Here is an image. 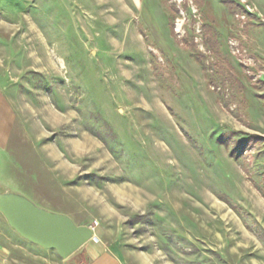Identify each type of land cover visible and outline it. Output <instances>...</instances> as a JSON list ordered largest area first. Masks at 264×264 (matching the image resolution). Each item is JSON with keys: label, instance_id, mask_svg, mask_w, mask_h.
Here are the masks:
<instances>
[{"label": "rangeland", "instance_id": "rangeland-1", "mask_svg": "<svg viewBox=\"0 0 264 264\" xmlns=\"http://www.w3.org/2000/svg\"><path fill=\"white\" fill-rule=\"evenodd\" d=\"M0 82V192L173 264H264V0H0Z\"/></svg>", "mask_w": 264, "mask_h": 264}, {"label": "crops", "instance_id": "crops-1", "mask_svg": "<svg viewBox=\"0 0 264 264\" xmlns=\"http://www.w3.org/2000/svg\"><path fill=\"white\" fill-rule=\"evenodd\" d=\"M1 86L0 82V146L3 147L10 142L16 124L13 109L1 99ZM6 232L15 239V243L9 239L0 240V264H53L51 259L61 257L56 250L43 248L26 239L10 224ZM77 252L78 264H173L165 257L157 259L142 250L119 247L102 232L94 233V237L74 254ZM34 253L39 254V259H36Z\"/></svg>", "mask_w": 264, "mask_h": 264}, {"label": "water", "instance_id": "water-1", "mask_svg": "<svg viewBox=\"0 0 264 264\" xmlns=\"http://www.w3.org/2000/svg\"><path fill=\"white\" fill-rule=\"evenodd\" d=\"M0 211L23 237L66 259L94 237L92 226L77 224L65 213L38 206L17 192H0Z\"/></svg>", "mask_w": 264, "mask_h": 264}, {"label": "trees", "instance_id": "trees-1", "mask_svg": "<svg viewBox=\"0 0 264 264\" xmlns=\"http://www.w3.org/2000/svg\"><path fill=\"white\" fill-rule=\"evenodd\" d=\"M210 30H211V27L206 26V31L209 32ZM219 142H221V143H225V142H226L224 135L221 136V137L219 138ZM246 146H247V143L243 142V144H239L238 146H236V149H234V150L232 151V153L234 154L235 157H239V155H240L241 153L238 152V151H239L240 149H242V151H243L244 148H245ZM262 179H263V181H264V172H263Z\"/></svg>", "mask_w": 264, "mask_h": 264}]
</instances>
